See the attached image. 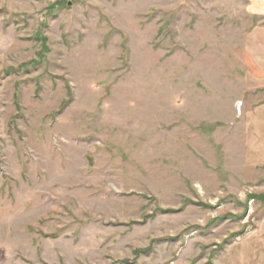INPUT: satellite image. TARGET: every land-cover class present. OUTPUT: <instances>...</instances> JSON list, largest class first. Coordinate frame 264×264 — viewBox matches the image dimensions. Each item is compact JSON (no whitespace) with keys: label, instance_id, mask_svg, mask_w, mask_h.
<instances>
[{"label":"rangeland","instance_id":"374dc122","mask_svg":"<svg viewBox=\"0 0 264 264\" xmlns=\"http://www.w3.org/2000/svg\"><path fill=\"white\" fill-rule=\"evenodd\" d=\"M263 67L264 0H0V264H264Z\"/></svg>","mask_w":264,"mask_h":264},{"label":"crops","instance_id":"0c3cea01","mask_svg":"<svg viewBox=\"0 0 264 264\" xmlns=\"http://www.w3.org/2000/svg\"><path fill=\"white\" fill-rule=\"evenodd\" d=\"M262 67V66H261ZM263 69V71H262V78H261V80H264V67L262 68ZM264 87V86H263ZM256 126H258L257 124H256Z\"/></svg>","mask_w":264,"mask_h":264},{"label":"water","instance_id":"95a60500","mask_svg":"<svg viewBox=\"0 0 264 264\" xmlns=\"http://www.w3.org/2000/svg\"><path fill=\"white\" fill-rule=\"evenodd\" d=\"M71 4V3H70Z\"/></svg>","mask_w":264,"mask_h":264}]
</instances>
